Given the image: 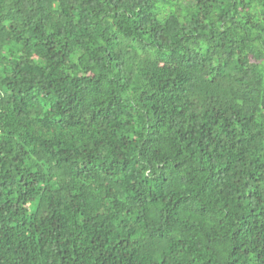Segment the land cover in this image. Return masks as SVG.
Wrapping results in <instances>:
<instances>
[{
  "label": "trees",
  "instance_id": "1",
  "mask_svg": "<svg viewBox=\"0 0 264 264\" xmlns=\"http://www.w3.org/2000/svg\"><path fill=\"white\" fill-rule=\"evenodd\" d=\"M0 264H264V0H0Z\"/></svg>",
  "mask_w": 264,
  "mask_h": 264
}]
</instances>
